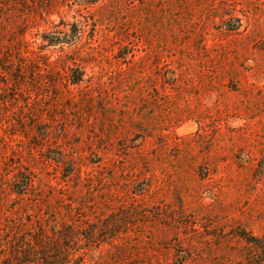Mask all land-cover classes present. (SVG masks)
I'll list each match as a JSON object with an SVG mask.
<instances>
[{
  "label": "rangeland",
  "instance_id": "374dc122",
  "mask_svg": "<svg viewBox=\"0 0 264 264\" xmlns=\"http://www.w3.org/2000/svg\"><path fill=\"white\" fill-rule=\"evenodd\" d=\"M42 229L163 264L256 255L264 0H0V243Z\"/></svg>",
  "mask_w": 264,
  "mask_h": 264
},
{
  "label": "trees",
  "instance_id": "16d2710c",
  "mask_svg": "<svg viewBox=\"0 0 264 264\" xmlns=\"http://www.w3.org/2000/svg\"><path fill=\"white\" fill-rule=\"evenodd\" d=\"M62 42L61 39L51 41ZM79 77L71 81L78 82ZM50 234V235H48ZM67 232L61 231H34V234L26 238L24 244L0 243V264H163L160 259L147 258L140 250L133 254L130 249L96 248L71 246ZM241 231V236L251 244L256 255L247 259L245 264H263L264 262V236H249ZM28 241V244L27 242ZM99 249L98 255H94L92 249ZM109 255V260L107 257ZM96 256L97 258H95ZM185 264L188 260L187 254H177ZM183 257V259H182ZM166 264H174L172 262Z\"/></svg>",
  "mask_w": 264,
  "mask_h": 264
}]
</instances>
